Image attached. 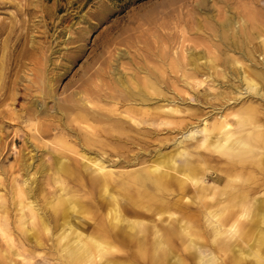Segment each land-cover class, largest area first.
Masks as SVG:
<instances>
[{
    "label": "bare ground",
    "instance_id": "obj_1",
    "mask_svg": "<svg viewBox=\"0 0 264 264\" xmlns=\"http://www.w3.org/2000/svg\"><path fill=\"white\" fill-rule=\"evenodd\" d=\"M206 1L197 0L196 8L202 10ZM230 1L220 0L226 6ZM260 1L247 0L241 10L221 13L215 24L218 37L238 48L239 57L222 51L216 58L232 66L244 91L264 101V66L241 70L240 61L250 60L257 50L264 59ZM237 21L246 34L240 43L228 35L235 34ZM78 40L68 37L66 42ZM66 49L62 57L68 62L86 50L82 44ZM38 52L37 72L24 76L27 84L22 85V95L32 99L12 117L17 124L27 123L12 139L21 143L12 166L19 178L2 177L0 159V264H264L263 184L249 181L247 170L252 164L255 175L264 173V132L255 124L258 107H243L233 127L222 113L213 122L196 121L194 110L188 120L174 121V113L189 108L158 103L175 101L162 89L166 76L140 69L145 73L140 81H126L114 68L95 67L106 60L102 54L58 96L56 82L67 66L48 63L55 52L49 46ZM203 57L191 53L182 70L193 89L206 80L196 79L202 68L213 81V59L199 62ZM23 58H29L26 49L16 54L14 66H22ZM12 70L3 97L16 95L17 80H23ZM228 76L221 71L222 78ZM170 130L175 131L172 143L179 134L185 139L170 153L146 158L151 139ZM4 150L0 137V156ZM111 153L117 163L136 167L118 170ZM214 153L228 171L226 178L215 176L221 186L206 182L216 171L210 162Z\"/></svg>",
    "mask_w": 264,
    "mask_h": 264
},
{
    "label": "rangeland",
    "instance_id": "obj_2",
    "mask_svg": "<svg viewBox=\"0 0 264 264\" xmlns=\"http://www.w3.org/2000/svg\"><path fill=\"white\" fill-rule=\"evenodd\" d=\"M196 1L0 0V137L5 145V150L0 156V159L3 158L2 167L5 169V175L2 177L5 176L4 178L8 180L12 176L19 178L12 166L17 152L21 149V143H14L12 139L15 133L22 134L26 130L27 123L19 122L17 124L12 117L14 114L20 113L31 98L22 95V85L27 84L24 81V76L28 75L29 79L31 73L37 72L38 66L34 65L41 61L38 52L40 47L46 49L49 46L55 51L50 55L48 63L60 62L67 66V73L56 82L58 96H62L63 89L90 66L94 57L102 54L106 60L100 64L98 62L95 67L114 68L115 72L122 74L126 81L130 79L140 81L141 77L145 76V73L140 69H149L156 75L166 76L167 84L162 85V89L169 99L174 96L175 101L160 100L158 103L169 106L177 104L181 108H189V111L174 113L171 117L174 121L188 120L190 112L194 110L196 121L204 118L206 123L213 122L214 118L222 113L226 115V120L233 127L238 112L247 104H251L258 107L255 124L264 132V101L260 97L244 91V85L240 86L237 75L232 73V66H224L216 58L217 54H221L222 51L231 57H239L238 48L227 47L218 37L219 33L215 24L221 13L227 9L233 12L239 8L241 10V5L247 0H233L228 6L220 0H207L206 6L202 10L196 8ZM260 3H264V0H261ZM240 24V21L236 22L235 34L232 31L228 32L230 39L238 43L246 39V34L240 29ZM61 31L64 34H60ZM68 37H78L80 40L67 43ZM260 39L254 40L253 46H256L255 42L258 43ZM110 42L113 43L108 46V49H105ZM77 44H82L86 50L78 59L68 62L67 58L62 57V53L69 52L66 48ZM25 49L29 53V58L22 59V66H14L16 54H20ZM196 52L204 56L199 61L201 63H204L206 59H213L214 68L210 69L213 81L205 78L208 73L206 68H202L201 75H197L196 79L206 80L200 87L193 89L191 79H186L182 75V70L187 68L189 55ZM261 56L263 53L257 50L250 60L240 59L243 64L241 70L246 69L245 67L261 70V67L264 66V59L260 60ZM49 66L52 67L51 64ZM11 68H13L12 71L18 70V76L23 80H17L16 95L3 97ZM215 69L219 71L216 72ZM221 71H228V79L221 77ZM246 74L253 76L249 71ZM186 82L189 85L185 84ZM261 91L264 92V88ZM193 96L197 100L191 99ZM216 110L220 111L217 113ZM209 114L211 117L207 118ZM174 134L175 131L172 133L162 131L161 134L153 137L149 147L150 153L146 155V158L154 153L173 151L178 141L185 139L179 134L177 141L172 143ZM41 140H37L36 143L41 145ZM190 141L194 143L195 138ZM134 152L141 153L142 151L134 148ZM203 152L207 153L205 150ZM217 155L219 154L214 153L212 155L214 158L210 161L216 171L212 173V178L206 179V182L221 186L223 184L221 181H214L215 176L226 178L228 171L225 170L226 164L222 156L217 157ZM76 157L81 161L79 156L76 155ZM109 157L114 160V163L118 162L117 155L111 153ZM102 158L107 160L106 155H103ZM175 163L179 164L180 160L176 159ZM134 167L136 166L116 164L118 170ZM247 170L249 171V181L261 179L263 184L261 188L264 192V173L255 175L252 164H248ZM36 178L37 181H42V176L36 175ZM214 196L216 198L221 195L215 193Z\"/></svg>",
    "mask_w": 264,
    "mask_h": 264
}]
</instances>
